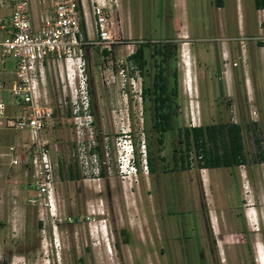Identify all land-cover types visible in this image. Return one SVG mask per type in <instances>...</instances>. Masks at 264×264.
<instances>
[{"label":"rangeland","instance_id":"rangeland-1","mask_svg":"<svg viewBox=\"0 0 264 264\" xmlns=\"http://www.w3.org/2000/svg\"><path fill=\"white\" fill-rule=\"evenodd\" d=\"M32 2L37 12L47 3ZM244 5V35L255 36L244 37L251 86L245 90L239 82L228 90L224 82L219 86L216 73L223 62L216 58L215 43L237 33V13L231 2L218 8L213 0H186L181 6L174 0H120L111 18V48L105 53L100 46L87 48L85 73L92 89L93 133L78 136L86 150L89 145L101 146L102 156L97 149L95 157L100 162L104 160L106 175L94 174L96 178L85 180V184L79 176L69 177L71 161L79 165L76 132L71 122L57 115L46 128L57 147L53 152L57 161L55 214L50 216L43 204L30 202L36 191L28 184L24 165L5 170L0 177V264H258L254 233L242 235L243 240L235 235V248L228 244L226 257L221 260L197 181L200 167L194 149L189 151V169L171 170L173 149L179 148L176 130L163 132V141L158 143L159 133L152 127V96L139 98L140 83L151 87L157 70V57L151 54L154 45L146 47L144 74L132 67L127 54L139 40L160 43L173 38L175 57L166 71L171 85L172 67L176 70L173 122L187 126L241 122L244 166L253 181L255 198L264 203V161L258 160L260 146L255 140L259 138L264 149V38L259 36L262 30L255 1L244 0ZM5 10L0 3V14ZM86 11V31L94 36L93 18L88 8ZM218 17L227 22L224 27L217 25ZM63 73L64 81L57 64L47 69V87L53 102L61 84L68 83L65 69ZM11 76L13 60L0 54V82H7ZM241 76L237 74L236 78ZM23 135L20 129L0 128V151L14 136L22 147ZM143 141L145 152L149 143L153 171L144 169ZM22 152L26 155V148ZM127 158L131 159V168L126 165ZM256 166L259 169L254 174ZM227 172L228 169L225 176ZM213 173H220V169ZM227 179L224 184L221 181V191L212 185L214 198L236 191L233 177L230 176L231 184ZM100 188L101 192H94ZM86 213L89 217H85ZM259 228L263 232L260 235H264V211Z\"/></svg>","mask_w":264,"mask_h":264},{"label":"built area","instance_id":"built-area-1","mask_svg":"<svg viewBox=\"0 0 264 264\" xmlns=\"http://www.w3.org/2000/svg\"><path fill=\"white\" fill-rule=\"evenodd\" d=\"M46 1V7L37 12L32 0H0L6 9L0 14V54L13 60V76L7 82H0V128L20 129L25 135L22 147L19 148L14 136L0 151V177L14 165H24L28 184L36 191L29 198L30 202L43 204L53 216L57 175L53 152L57 147L46 128L57 115L65 117L75 129L79 167L91 173L92 178H96L94 174L100 176L101 162L95 157L97 148L89 145L86 150L83 140L78 138L80 133H93L94 112L85 73L86 54L91 46L111 48L114 41L111 18L118 10L120 0H40ZM86 8L93 18L94 36H89L86 31ZM134 50L129 51L128 56ZM2 64L5 69V60ZM56 64L63 81L65 69L68 83L61 84L57 100L53 102L47 87V69ZM141 146L146 170L144 141ZM25 148L26 155L22 152ZM130 162L127 158L129 168L133 166Z\"/></svg>","mask_w":264,"mask_h":264},{"label":"crops","instance_id":"crops-1","mask_svg":"<svg viewBox=\"0 0 264 264\" xmlns=\"http://www.w3.org/2000/svg\"><path fill=\"white\" fill-rule=\"evenodd\" d=\"M174 2L181 6V2L185 4L186 0H174ZM228 2H231L236 9L237 33L225 37L224 39H230L228 42L224 39L216 41V58L220 62H223L222 68L220 67L217 69L216 75L219 79V86L224 82L225 88L229 90V88H233L234 86L236 88V84L240 82L238 85L241 86V84H244L243 86L245 90H247L251 86V80L249 79L247 71L244 47L245 38H252L255 36L254 33H248V36L244 35L246 26L245 15L243 13L244 8H246L244 0H221L219 4L213 0V3L218 8H224ZM261 2L263 3L262 0ZM262 5L263 6L258 7L255 4V8L257 10L258 25L262 30L259 36L264 38V4ZM226 24L227 22L222 17L217 18V25L219 27H224ZM261 47L264 48V43ZM238 64L240 66H236ZM237 74H242L240 79L236 78ZM217 169H220V173H213L212 175V170ZM226 169H228L227 176H225ZM258 169V166H256L254 174L255 171L258 172ZM196 176L199 189L202 188L203 197L206 200L209 227L211 232L215 234L217 250L219 251L221 260H224L226 257L225 248L228 244L235 248L237 239L235 235H238V238L243 240L241 238L242 235L254 233L255 235L252 240L255 243L256 259L258 264H264V235H260L263 232L260 231L259 228V221L264 211V203L255 198V187L252 179L249 177L248 170L244 166V162L232 166H203L197 169ZM230 176L233 177L232 184H234L236 191L226 192V196L220 193L219 196L217 195L214 198V196H212V185L221 191V188L224 186L225 177L228 178L227 181L229 180L231 184ZM222 180L223 184H221ZM228 198L229 205H226ZM250 210L251 214L249 213ZM12 212H14V210ZM204 229L206 230L205 227ZM246 239H248V236L246 238L244 237V240Z\"/></svg>","mask_w":264,"mask_h":264},{"label":"trees","instance_id":"trees-1","mask_svg":"<svg viewBox=\"0 0 264 264\" xmlns=\"http://www.w3.org/2000/svg\"><path fill=\"white\" fill-rule=\"evenodd\" d=\"M216 3H220L221 0H215ZM255 0L256 6H263L264 0ZM150 44L152 47L151 54L154 57H164L168 60H173L175 57L176 43L171 41L167 44L163 42L157 43L151 40L140 41L135 47L128 58H131L132 62L136 64L140 72L144 74L147 58L145 56L146 47ZM103 52H108L106 48ZM160 61V60H159ZM159 61H155L159 68L154 72L152 86H142V96L147 98L148 95L152 96V127L159 133L157 138L158 143L163 141L162 134L171 128V113L173 109L172 102L177 94V89L174 86L173 89L166 84L165 78L162 77V68H160ZM92 93V89L90 88ZM166 102V105L160 104ZM178 142L184 145L183 151L181 150L180 157H175L176 161H179L178 168L186 169L190 167L189 151L193 148L197 155H201L198 159L199 167H212V166H232L243 163L246 160V153L244 150V140L242 134V123L238 121H219L218 123H207L193 125L191 127L186 126L184 130L178 129ZM257 136V135H256ZM257 146L260 149L257 151L259 161H264V149L262 144L259 143L260 139L255 137ZM147 165L151 171L154 170L153 157L149 143H147ZM176 155V154H174ZM134 163L138 165V161L134 158ZM69 176L73 177V171L71 167L68 169Z\"/></svg>","mask_w":264,"mask_h":264},{"label":"flooded vegetation","instance_id":"flooded-vegetation-1","mask_svg":"<svg viewBox=\"0 0 264 264\" xmlns=\"http://www.w3.org/2000/svg\"><path fill=\"white\" fill-rule=\"evenodd\" d=\"M171 41H173V38H167V39H165L164 40V43L165 44H167V43H169V42H171ZM134 52V51H133ZM131 62V64H132V67L133 66H136V64H134L133 62H132V60H131V58H128ZM157 61H159V65H160V68H162L163 70H162V77H164L165 78V81H166V84L170 87L169 89H173V87L175 86L176 87V70H175V68H174V66L172 67V71H171V85H170V83H169V79H168V77H169V73H167L166 71H167V68H169V65L173 62V60H168L167 58H164V57H160V58H158L157 57V59H156ZM137 67V66H136ZM138 68V67H137ZM139 69V68H138ZM159 68L157 67V70H158ZM140 71V70H139ZM142 86H143V84H142V82L140 83V87H141V89H140V96H141V98H143V96H142ZM176 89H177V87H176ZM174 101H175V98H174ZM174 101L172 102V105L174 106L175 104H174ZM160 104H163V105H166L167 103L166 102H161ZM173 115H174V111H173V109H172V113H171V121H172V125H171V128L170 129H168V130H172V129H175L176 130V141L178 142L179 140H178V134H177V130L180 128V129H182V130H184L185 129V127L187 126V125H176L174 122H173ZM239 122V121H238ZM191 126H193V125H190V126H188V127H191ZM167 130V131H168ZM178 144H179V148H175V149H173L174 150V152H173V160H174V165L172 166V168H171V170H184V169H180V168H178V165H179V161H176L175 160V157L174 156H176V159H177V157H180V154H181V150L183 151V148H184V145L183 144H180L179 142H178ZM145 146H146V144H145ZM96 148L98 149V153L100 154V156H102V151H101V146L99 145V144H97L96 145ZM194 152H195V149H194ZM174 154H176V155H174ZM146 156H147V151H146ZM195 156H196V163H197V165H198V159L200 158V156L201 155H197L196 154V152H195ZM190 157H191V155L189 156V160H190V166H191V164H192V161H191V159H190ZM147 160V159H146ZM104 160H102L101 161V167H100V171H99V175H101V177H104L105 175H106V166H105V164H104V162H103ZM148 166V165H147ZM69 167H71V169H72V171H73V177H71V176H69L70 178H77L78 176L79 177H81V179H82V181H83V184H85L86 183V181L85 180H87V179H89V178H91V173H89V172H86V171H82V169L79 167V165H76V163L72 160L71 161V163L69 164V166H68V169H69ZM190 168V167H189ZM188 168V169H189ZM187 169V168H186ZM148 170H150L149 169V166H148ZM84 174H85V176H84ZM68 175H69V173H68ZM101 188L100 189H98V190H96V191H94V192H101ZM100 199H101V197H100ZM102 204H103V202H101ZM85 217H89V215L86 213V215H85ZM101 216L99 215V216H97V218H100ZM102 217H106L105 215H103Z\"/></svg>","mask_w":264,"mask_h":264}]
</instances>
